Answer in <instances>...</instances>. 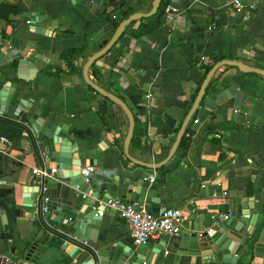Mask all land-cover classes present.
I'll return each instance as SVG.
<instances>
[{
    "label": "crops",
    "instance_id": "obj_1",
    "mask_svg": "<svg viewBox=\"0 0 264 264\" xmlns=\"http://www.w3.org/2000/svg\"><path fill=\"white\" fill-rule=\"evenodd\" d=\"M152 1L126 0L120 11L148 13ZM165 1L167 7L174 6L179 11L174 29L166 13L159 23L156 16L140 20L157 24L140 38L133 37L139 21L132 23L87 73L90 82L130 110L134 131L128 155L148 164L151 149L156 155L155 164L165 159L178 133L175 130L181 129L194 105L203 82L202 59L204 66L225 60L264 71V0L254 4L252 0H241L244 10L240 13L231 9L229 0ZM0 4L22 9L18 15H9L10 22L0 19V38L7 39L16 32L20 39H33L36 42L31 44L29 54L36 53L42 59L32 60L37 70L33 80L28 79L35 70L28 69L20 75L25 81L12 73L3 82L8 87L12 82L10 90L14 89L19 99L29 105L31 113H39L45 126L64 133V138L78 147L81 158L95 162L89 167L90 181L107 185L114 181L129 192L139 190L135 202L144 203L151 197L160 204V210L163 205L180 208L185 219L180 236L200 234L209 229L212 214L229 213L232 206L238 205L250 208L255 201L264 226V76L221 67L212 77L213 85L221 89L230 86L242 93V111L249 119L229 122L224 113H212L190 136L188 150H177L161 167L162 173L156 169V181L150 185L152 169L133 164L123 151L129 128L127 115L113 102L93 101L90 96L94 91L83 79L87 58L98 52L92 40L101 30L99 23L87 26L94 21L93 16L70 0H30L29 6L25 0H0ZM26 9L47 15L51 29H46L44 36L28 33L27 22L22 20ZM118 19L117 26L121 22ZM112 34L106 38L110 40ZM73 49H83L86 59L79 64L80 69L69 73L61 54ZM147 93L153 95L150 105L144 99ZM12 113L2 117L23 124V118ZM226 126L234 129H223ZM205 127L210 131L200 136L197 132ZM148 133L154 135L151 148L147 146ZM36 167L40 166L30 152L25 132L15 137L9 147L0 144V256L17 264H75L60 251L62 243L38 226L32 219L33 211L22 205L21 188L33 182L31 170ZM202 184L206 187L201 188ZM62 187L67 191L68 183ZM68 192L74 199V191ZM100 192L103 194L102 188ZM91 193L84 204L96 202ZM80 196L78 192L75 197ZM102 228L101 234L95 231L96 238L134 246L128 228L116 213L103 216ZM9 235L13 237L12 244L6 241ZM161 242L165 245L157 264H174L171 238L162 236L148 243L154 246ZM178 264L188 262L180 259Z\"/></svg>",
    "mask_w": 264,
    "mask_h": 264
},
{
    "label": "water",
    "instance_id": "obj_2",
    "mask_svg": "<svg viewBox=\"0 0 264 264\" xmlns=\"http://www.w3.org/2000/svg\"><path fill=\"white\" fill-rule=\"evenodd\" d=\"M125 1L70 0L74 6L80 5L93 16L94 21H89L87 26L95 22L101 27L92 40L93 44L98 47V52L87 58L82 73L84 81L94 91L90 97L100 104L113 102L116 107H120L125 112L129 120V128L124 140V154L133 164L152 169L151 164L135 161L128 155L134 131V119L130 110L120 100L104 92L87 78L89 68L112 49L126 27L154 16H156V22L159 23L167 8V4L161 3V0H153L150 12L134 13L114 27L117 17L120 16V8ZM29 3L30 0H25L26 6H29ZM159 8H162L160 12H158ZM22 20L27 22L30 34L44 36L45 30L51 29L50 20L42 11L23 10ZM108 34H112L110 40L106 38ZM35 42L33 39H20L16 32L7 39L0 38V119H5L2 115L10 111H13V116L23 118V124L20 125L29 138L30 152L39 166L47 172V177H42L40 180L33 181L29 186L21 188L22 205L33 211L32 219L38 222L45 232L53 235L62 243L60 251L69 256L75 264H157V256L165 245L163 242L154 246L149 243L133 246L122 242H112L108 238L104 240L96 238L95 231L98 234L104 232L103 216L113 211L100 207L99 211L102 212V216H99L98 202L88 205L83 203L85 199L81 196L78 199L75 197L78 192L81 195H88L91 191L92 197L101 200L102 204L116 199L134 203L135 196L139 195L140 191L135 189L129 192L127 188L114 181H108L109 185L107 182L98 184L95 179L89 180L88 183L84 182L82 169L95 165V162L81 158L78 154V147L66 140L64 133L55 132L53 126L49 128L45 126L39 113H31L28 109L29 105L19 99L20 96L15 94L13 87L11 88L13 90H10L12 82L8 81L11 84L10 87L6 86L7 82H3V78L7 79L8 74L12 73L19 80L25 81L26 79L20 75L28 69L35 70L34 76L28 79L33 80L37 70L32 60H42L41 56L36 53L29 54V48ZM224 66L236 67L243 73L264 76V71L245 65L241 66L236 62L224 60L216 63L206 74L195 103L165 159L155 164V169L163 167L175 155L186 129L196 132L212 113H224L229 122H236L239 118L249 119L248 114L242 111L244 95L235 88L227 86L221 89L213 85L211 91L207 93L212 77ZM63 183H68L67 191H64ZM101 188L103 194L100 195ZM69 189L74 191V199L70 196L72 193L68 192ZM144 203L154 215L166 209L163 205L160 210V204L151 197L145 198ZM257 203L255 201L254 206L250 208H244L241 205L232 206L226 219L214 226L210 225L209 229L200 234L192 233L188 236L171 237L175 254L174 264H178L180 259L187 261L188 264H264L263 215L257 213L255 206ZM97 242L101 243L100 246ZM141 251H148V254L143 255ZM161 264H164L163 261Z\"/></svg>",
    "mask_w": 264,
    "mask_h": 264
},
{
    "label": "built area",
    "instance_id": "obj_3",
    "mask_svg": "<svg viewBox=\"0 0 264 264\" xmlns=\"http://www.w3.org/2000/svg\"><path fill=\"white\" fill-rule=\"evenodd\" d=\"M262 0H252V3L260 2ZM229 5L231 9H234L235 12L240 13L244 10V6L241 0H229ZM165 13L168 17L170 23H172V29L175 28L176 17L179 15V11L174 6H169L166 8ZM201 61H204L202 59ZM152 93H147L144 96V99L150 105L152 100ZM118 137V136H117ZM147 146L152 147L154 143V135L148 133L146 135ZM0 144L9 147L11 142L5 137H0ZM150 164L152 165V174L148 177V183L151 185L156 181V169L154 168L156 160L155 153L150 151ZM53 172V171H52ZM92 173V168H88L82 171V176L84 182L88 183L90 180V175ZM32 177L35 180H40L42 177H47V172L39 168H32L31 170ZM206 184H202L201 188H205ZM89 194V193H88ZM92 196V194H90ZM88 195L82 194L81 197L86 199ZM96 202L99 200L93 197ZM100 207L107 208L114 213H116L120 220L123 221L125 226L128 228L130 238L134 246H139L144 243H148L152 239H157L159 237H175L181 234L183 224H184V215L180 208L170 207L166 208L163 212L158 213L157 215L152 214L147 205L140 202L127 203L116 199L114 201H108L105 204L98 202V215L102 216V212L99 211ZM229 216L228 213L216 212L210 216L211 226L216 225L219 221L226 219ZM4 235V234H3ZM8 244L13 243V237L8 236L6 238ZM0 264H17L13 259L6 256H0Z\"/></svg>",
    "mask_w": 264,
    "mask_h": 264
},
{
    "label": "trees",
    "instance_id": "obj_4",
    "mask_svg": "<svg viewBox=\"0 0 264 264\" xmlns=\"http://www.w3.org/2000/svg\"><path fill=\"white\" fill-rule=\"evenodd\" d=\"M163 3H167V2L164 0ZM21 12H22V9L18 6L0 4V19H4V20L10 22L8 19L9 15H18ZM132 13H133L132 11L120 12V16H119L118 21H122V20L128 18ZM139 23H140V25L133 32L134 38H140V37H143L145 35H148L157 26L156 23L152 24L151 22L139 21ZM117 24H118V22L116 21V23L114 24L115 25L114 27H116ZM61 59L64 60V62L66 63L67 71L69 73H71V72H76V70L80 69L81 65H79L80 64L79 62L84 61L86 58L83 55V49H73V50L64 51L61 54ZM188 61L191 65L193 64V62L190 61V55L188 57ZM204 62L205 61H200V67L203 65L202 66V69H203L202 81L204 80L206 74L211 70V68L216 63L219 62V60L213 61V63L209 66H204ZM213 84H214V82L211 79V81L207 87V93H209L211 91ZM223 129L230 130V129H234V128L230 127V126H226ZM209 131H210V128L205 127V128L200 129L197 133H199V135L201 136V135L208 133ZM23 132H24L23 127L20 124L10 122L6 119H0V137H5L6 139H8L12 143L14 141L15 137L20 136ZM177 132H179L178 128L175 130V133H177ZM191 135H194V133L190 129H186V131H185V133H184V135H183V137L179 143L178 150L183 151V152L188 150L189 139H190ZM157 171L159 173H162L163 169L160 168ZM35 223L38 226H40L38 222L35 221Z\"/></svg>",
    "mask_w": 264,
    "mask_h": 264
}]
</instances>
